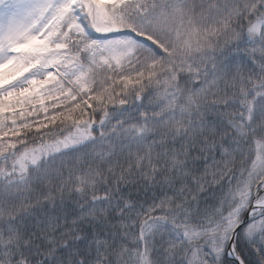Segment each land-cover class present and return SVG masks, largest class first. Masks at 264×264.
Instances as JSON below:
<instances>
[{"label": "snow or ice", "instance_id": "1", "mask_svg": "<svg viewBox=\"0 0 264 264\" xmlns=\"http://www.w3.org/2000/svg\"><path fill=\"white\" fill-rule=\"evenodd\" d=\"M0 264H264V0H0Z\"/></svg>", "mask_w": 264, "mask_h": 264}]
</instances>
